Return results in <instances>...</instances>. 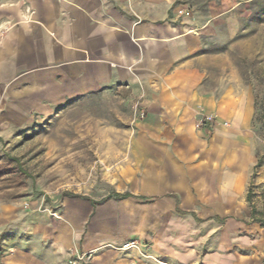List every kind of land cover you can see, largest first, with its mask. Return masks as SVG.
<instances>
[{
    "label": "crops",
    "instance_id": "1",
    "mask_svg": "<svg viewBox=\"0 0 264 264\" xmlns=\"http://www.w3.org/2000/svg\"><path fill=\"white\" fill-rule=\"evenodd\" d=\"M257 1L0 0V128L99 101L122 115L107 128L126 156L111 199L32 227L0 214V264L253 257L261 226L248 193L264 142L253 95L216 77L215 50L239 37ZM202 113L214 119L198 127Z\"/></svg>",
    "mask_w": 264,
    "mask_h": 264
},
{
    "label": "rangeland",
    "instance_id": "2",
    "mask_svg": "<svg viewBox=\"0 0 264 264\" xmlns=\"http://www.w3.org/2000/svg\"><path fill=\"white\" fill-rule=\"evenodd\" d=\"M244 9L249 13L242 17L239 37L215 50L223 53L215 74L223 76L226 86L253 95L255 127L264 142V0ZM108 105L68 107L46 119L35 117L25 128H0V214L19 220L18 227H32L43 223L42 217L59 218L65 209L117 195L118 170L126 156H119L118 132L107 125L124 120H119L118 107ZM139 115L133 108V124ZM258 164L248 211L254 210L251 219L261 226L256 229L259 240L252 258L240 251L239 264H264V154Z\"/></svg>",
    "mask_w": 264,
    "mask_h": 264
},
{
    "label": "built area",
    "instance_id": "3",
    "mask_svg": "<svg viewBox=\"0 0 264 264\" xmlns=\"http://www.w3.org/2000/svg\"><path fill=\"white\" fill-rule=\"evenodd\" d=\"M178 14L180 16H182V15H189L190 14V11L188 9H179L178 10ZM201 115H202V119L200 120V122L198 124V127L203 126L205 123L212 122L213 119H214L211 115H208V114L202 113ZM141 116L144 117L145 114L142 112L141 113Z\"/></svg>",
    "mask_w": 264,
    "mask_h": 264
},
{
    "label": "trees",
    "instance_id": "4",
    "mask_svg": "<svg viewBox=\"0 0 264 264\" xmlns=\"http://www.w3.org/2000/svg\"><path fill=\"white\" fill-rule=\"evenodd\" d=\"M258 166H260V165L258 164ZM122 197H124V196H122ZM108 199H111V198H108ZM108 199H106V200H108ZM249 199H250V194H248V203L250 204V200ZM251 209H252V207H251ZM253 213H254V210H251V215H253Z\"/></svg>",
    "mask_w": 264,
    "mask_h": 264
}]
</instances>
